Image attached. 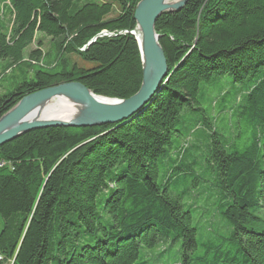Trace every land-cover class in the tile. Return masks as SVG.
Here are the masks:
<instances>
[{"label": "trees", "instance_id": "16d2710c", "mask_svg": "<svg viewBox=\"0 0 264 264\" xmlns=\"http://www.w3.org/2000/svg\"><path fill=\"white\" fill-rule=\"evenodd\" d=\"M140 1L0 0L4 73L40 67L34 80L0 96V117L23 97L63 83L108 98L134 95L142 72L130 32ZM155 31L168 76L138 116L35 130L0 147V264H154L143 250L168 240L180 242L178 264H264V0H188L162 15ZM102 32L127 33L98 37L82 52ZM222 75L251 85L234 97L228 138L206 124L208 176H196L188 142L205 118L194 115L197 123L183 131L181 116L202 112V81ZM224 97L218 115L226 112ZM207 180L223 225L198 242L193 203L182 198Z\"/></svg>", "mask_w": 264, "mask_h": 264}, {"label": "water", "instance_id": "95a60500", "mask_svg": "<svg viewBox=\"0 0 264 264\" xmlns=\"http://www.w3.org/2000/svg\"><path fill=\"white\" fill-rule=\"evenodd\" d=\"M188 0H141L134 9V37L140 57L142 80L138 91L127 99L95 95L78 82L63 83L23 97L0 117V147L35 130L48 128H90L115 125L138 116L153 101L168 76V67L159 44L155 23L162 16L181 11ZM127 32H102L83 49L86 51L98 37H115ZM64 101L73 113L58 119L40 117L43 109Z\"/></svg>", "mask_w": 264, "mask_h": 264}, {"label": "rangeland", "instance_id": "374dc122", "mask_svg": "<svg viewBox=\"0 0 264 264\" xmlns=\"http://www.w3.org/2000/svg\"><path fill=\"white\" fill-rule=\"evenodd\" d=\"M82 1L86 2V0ZM39 37L41 36H37V38ZM48 47V40H45L44 49L47 51ZM73 60H75V58H73ZM6 68H8L7 62H0V96L10 92L22 82L34 80L35 72L40 70L39 65L30 66L27 64H20L11 67L4 73ZM250 85L251 82H245L241 84L233 83L231 78H229L227 75H222L219 79L212 80L211 82L202 81L198 92V99L202 108V112L184 111L182 113L181 124L179 126L183 131L188 130L192 128L199 120V118L194 117V115H202L205 118V121L198 122V125L196 126V141L188 142V145H190V153L196 156V163L193 164L191 173H194L196 176H208L205 170L207 167L208 143L210 142V139L206 137V134L209 132L206 129V124L210 123V126L213 130H216L221 136L228 138L232 132V119L230 111L232 107L236 105L234 97L236 94H238L240 97L248 90ZM224 95L225 97L221 105H225L226 112L218 115L217 112L219 108V99ZM179 144H182L181 140L179 142L178 140L174 141L173 148ZM192 145H194L195 148H193ZM176 157L177 154L173 151L170 153L168 158L162 159L164 163H162L159 167L157 179L158 183H161L168 175V172H170V167L172 166L171 160H175ZM190 192L192 196L183 197L182 201L193 203L194 212L192 226L196 229V238L198 242H201L205 240L207 230L214 227H221L223 225L218 212L215 210L216 199L218 196L216 190L212 188L209 180H207L205 183H198L194 186H191ZM1 228L2 223L0 221V231ZM180 250V242L171 245L170 240H168L167 242L158 245L154 249L143 250V252H145L150 263L157 259L158 261L154 264H178L180 260ZM160 253L161 255L158 257Z\"/></svg>", "mask_w": 264, "mask_h": 264}, {"label": "bare ground", "instance_id": "6f19581e", "mask_svg": "<svg viewBox=\"0 0 264 264\" xmlns=\"http://www.w3.org/2000/svg\"><path fill=\"white\" fill-rule=\"evenodd\" d=\"M178 0H170V3H175ZM73 113V109L70 105L66 104L64 101H57L49 106H46L40 117L43 119H58L63 116H68Z\"/></svg>", "mask_w": 264, "mask_h": 264}, {"label": "built area", "instance_id": "2783aa9c", "mask_svg": "<svg viewBox=\"0 0 264 264\" xmlns=\"http://www.w3.org/2000/svg\"><path fill=\"white\" fill-rule=\"evenodd\" d=\"M34 64V63H33Z\"/></svg>", "mask_w": 264, "mask_h": 264}]
</instances>
